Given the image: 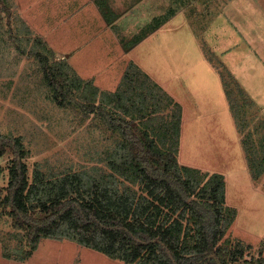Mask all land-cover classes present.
<instances>
[{"label": "rangeland", "instance_id": "1", "mask_svg": "<svg viewBox=\"0 0 264 264\" xmlns=\"http://www.w3.org/2000/svg\"><path fill=\"white\" fill-rule=\"evenodd\" d=\"M10 1L22 52L0 36V134L21 138L29 180L35 168L63 173L96 167V151L103 150L96 147L119 135L107 131L94 112L83 114L68 97L64 105L54 100L39 56L28 52L40 51L60 64L74 98L87 86L96 87V81L106 88L100 91L114 89L132 62L170 97L160 115L170 117L173 105L181 104V148L203 149L197 164L212 162L228 170L226 203L237 214L224 239L251 244L247 257L253 256L264 241V0ZM0 30L4 33V26ZM205 51L214 66L223 62L245 90L239 93L233 85L240 104L237 119L251 137L248 145L243 146L222 80ZM186 78L193 94L186 90L178 96L176 89ZM244 149H252V163L261 169L256 185ZM13 157L10 150L0 155V200ZM6 212L0 205V264H129L52 238H42L24 260L6 258L4 249L23 244Z\"/></svg>", "mask_w": 264, "mask_h": 264}, {"label": "trees", "instance_id": "2", "mask_svg": "<svg viewBox=\"0 0 264 264\" xmlns=\"http://www.w3.org/2000/svg\"><path fill=\"white\" fill-rule=\"evenodd\" d=\"M11 3L0 0V28H5L0 36L5 34L20 52ZM205 53L214 66L211 53ZM28 54L39 56L54 100L64 105L68 97L83 114L94 112L107 131L119 136L96 147L103 149L96 151V167L63 173L35 168L29 180L21 138L0 134V155L7 150L14 154L0 205L23 241L4 249V257L24 260L42 238H52L75 241L129 264H264V241L248 258L251 244L224 239L236 217V208L225 203L224 175L178 161L181 107L174 102L170 117L160 115L170 97L145 72L130 62L115 90L87 86L74 98L60 64L40 51ZM219 64L223 72L214 67L243 146L248 145L251 137L237 119L240 104L233 85L239 93L245 90L227 66ZM244 151L257 180L261 169L252 163V149Z\"/></svg>", "mask_w": 264, "mask_h": 264}, {"label": "crops", "instance_id": "3", "mask_svg": "<svg viewBox=\"0 0 264 264\" xmlns=\"http://www.w3.org/2000/svg\"><path fill=\"white\" fill-rule=\"evenodd\" d=\"M16 4H18L17 2H16ZM161 25H163V23L161 24ZM161 25L160 26H158L159 28L161 27ZM147 35H149V33L148 34H146L145 36L147 37ZM145 36L142 38V40L145 38ZM140 42L138 41V42H136V44L135 45H133L132 47H131V49H134L135 47H136V45H138ZM130 49V48H129ZM137 64V63H136ZM138 65V64H137ZM139 67H141L142 69H143V66H140V65H138ZM124 69L125 68H123V72H124ZM123 72H122V74H123ZM122 74H119V76L117 77V79L120 81V79H121V77H122ZM145 74L148 76V77H150L151 78V76L149 75V73H147L146 71H145ZM178 76V75H177ZM118 81V82H119ZM118 82H116V84L115 85H117L118 84ZM157 83L165 90V91H167L158 81H157ZM99 89H98V88ZM117 87V86H116ZM115 87V88H116ZM96 88L100 91V90H103V89H106V88H104V86H102V85H100V84H98V82L96 81ZM115 88L114 89H107V92H109V91H113V90H115ZM188 91L189 92V94H190V96L193 94V91H190L189 89H188V83H187V78L185 79V81L183 82V86H182V89H176V92H177V94H178V96L179 95H182L185 91ZM168 92V91H167ZM169 93V92H168ZM170 94V93H169ZM171 95V94H170ZM172 96V95H171ZM173 97V96H172ZM174 99H176L175 97H173ZM177 101V100H176ZM178 102V101H177ZM179 103V102H178ZM179 105L181 106V104L179 103ZM209 111V110H208ZM181 117H182V112H181ZM182 127H183V124H182ZM182 128L180 129V141H179V148H178V153H177V158H178V161L181 163V164H184V165H188V166H192V167H195V168H198V169H200V170H202V171H208L209 173H211V172H218V173H221V174H223L224 175V180L226 181V177H227V173H229L228 172V170H226V169H222L220 166L219 167H217V168H215V166H216V164L217 163H212V162H208V163H202V165H200V164H197V161L201 158V156H202V154H203V149H188V148H185V149H182L181 148V139H182ZM198 146H200L199 145V143H198ZM186 154V153H191V155H183V154ZM247 167H248V165H247ZM218 168H220V169H218ZM250 175H251V173H250ZM252 177V176H251ZM254 180V182H253V185H256V180L255 179H253ZM226 189V188H225ZM225 203H226V194H225ZM226 205H228V206H232V207H234L233 205H230V204H227L226 203ZM236 208V207H235ZM236 214H237V209H236Z\"/></svg>", "mask_w": 264, "mask_h": 264}]
</instances>
